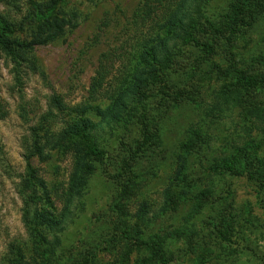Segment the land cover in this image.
I'll return each instance as SVG.
<instances>
[{
	"label": "rangeland",
	"instance_id": "374dc122",
	"mask_svg": "<svg viewBox=\"0 0 264 264\" xmlns=\"http://www.w3.org/2000/svg\"><path fill=\"white\" fill-rule=\"evenodd\" d=\"M141 1L0 0L36 63L16 85L0 55V264H162L158 238L168 264H264V85H234L264 75V0L209 1L167 89L142 87L147 110L126 125L106 111L138 58ZM102 53L113 68L91 101Z\"/></svg>",
	"mask_w": 264,
	"mask_h": 264
},
{
	"label": "trees",
	"instance_id": "16d2710c",
	"mask_svg": "<svg viewBox=\"0 0 264 264\" xmlns=\"http://www.w3.org/2000/svg\"><path fill=\"white\" fill-rule=\"evenodd\" d=\"M209 1L211 0H142L140 2L133 17V23L136 25L135 31L138 30V35L135 33V37H140L136 44L138 58L132 66L128 64L129 74L127 75H129L130 82L128 81L129 84L121 91L123 94L114 95V99H112L113 95L111 96L110 99L115 105L108 108L106 112L118 111L121 115L125 113L127 115L125 124L127 125L136 118L140 110H147V101L152 94L141 92L142 87L146 91L157 90L158 93H164L167 89L165 73L170 72L177 64L182 48L197 42L196 38L202 34L203 24L206 22L202 19L205 18V7L208 6ZM8 33V28L0 24V55L11 65L15 84L21 85L23 67L34 70L36 63L31 58L27 46L11 41ZM113 61L107 53L99 56L98 65L89 87L91 101L96 99L107 83L110 70L113 68ZM234 85L238 90L248 93L264 85V75L239 71L235 73ZM22 112L26 114L23 109ZM76 127L78 129L75 134L72 131L74 126L70 128L71 141L81 143L90 156L96 160L105 157V152L98 148L85 128ZM238 165V162L236 164L222 163V166L216 169L219 172L230 174ZM156 242L153 244L157 245L153 254L157 256L159 262L168 264L170 259L166 254L164 241L158 238Z\"/></svg>",
	"mask_w": 264,
	"mask_h": 264
}]
</instances>
